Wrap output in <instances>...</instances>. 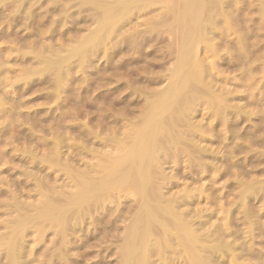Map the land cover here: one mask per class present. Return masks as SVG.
Listing matches in <instances>:
<instances>
[{"label":"bare ground","instance_id":"bare-ground-1","mask_svg":"<svg viewBox=\"0 0 264 264\" xmlns=\"http://www.w3.org/2000/svg\"><path fill=\"white\" fill-rule=\"evenodd\" d=\"M198 1L205 2L198 4ZM215 1L0 0V38L15 34L22 41L21 44L0 46V118L3 117V123L9 119L11 130L27 141L33 139L36 124L41 125L44 120L37 111L33 114L20 111L23 106L28 107L22 96L35 84L41 89L50 88L45 94L47 99L55 97L58 101L61 95L65 97L67 84L79 80V75L73 74H86L101 54L108 60V50L116 46L117 39L135 46L136 36L143 33L135 28V21L153 11L154 6L160 7L159 17L153 16L154 19L149 21L143 19V30L160 32L162 29H159L164 27V32L174 34L179 40L175 62L166 69L165 84L152 90L147 88L149 91L140 106V115L131 120L132 124L123 122V127H127L123 131L115 129L109 136L112 143L109 145L115 151L107 159L100 177H95L88 168L72 170L71 165L62 160L61 148L65 146L63 144L68 146L63 142L66 139L63 136L54 134L51 143L37 139L45 151L40 158L41 165L37 164L38 169L46 171L58 167L66 173L67 184L75 188L65 193L64 185L49 181L48 171L45 177H33V199H18L13 188H7L6 195L2 192L5 197L0 201V257L4 264H49L55 259L65 260L68 236L74 239L69 242L74 248L76 239L85 240H82L83 236L79 237L84 219L99 209L113 215L116 210L111 211L106 205L115 204L117 200L120 204L119 200L128 196L137 204V213L124 229L126 232L123 231L117 264H241L245 253L257 262L264 258L253 247L255 238L264 237V179L251 175L255 171L263 172L264 168H258L260 160L256 161L255 154L249 155L254 151L252 146L257 144L263 148L259 149L258 156H264V55L262 65L253 67L249 63L247 69H243L240 83H237L246 87L243 90L234 85L227 89V84L220 87L219 83L225 79L220 82L222 78L211 65L217 60H211L212 68L207 66L209 62L207 67H201L198 50L210 55L214 53L205 36L207 29L213 28L208 30L209 35L221 28L229 32L235 24L230 21L232 18L225 21L223 17L221 20L225 22L220 21L223 26L219 28L217 20L223 14L217 15L224 8H218L220 5ZM261 23L264 25V18ZM18 29L24 32L19 35ZM246 33L252 32L246 30ZM240 38L233 42L238 44ZM238 45L243 49V44ZM215 57L214 60L218 58ZM66 98L68 101V96ZM243 99L246 100L244 103ZM62 100L65 102V98ZM251 104L259 106V110L250 109ZM197 113L203 116L198 122L194 120ZM242 122L249 125L243 127ZM26 123L29 132L20 128ZM6 129H1L0 135H4ZM105 140L103 142L107 144ZM214 141L220 144L217 152L210 145ZM70 145L68 149L72 147ZM221 149L222 153L218 154ZM3 154L1 149L0 160ZM239 154L244 155L243 159H237ZM181 158L187 172L197 180L209 175L208 181L213 184L217 176L232 173V180L238 187L234 199L225 201L224 206L221 199L233 188L226 185L228 194L225 195L226 192H215L213 185L206 187L200 182L199 186L198 181V186H191V190L182 187L177 195L163 196L161 186L152 182L157 176L156 166L172 163L178 169ZM35 161L33 156L30 163L34 165ZM4 181V178L0 179V183ZM173 186L177 184L168 181L165 187ZM111 189H114L113 196ZM203 200L216 203L215 210L208 212V209L203 211L193 206ZM259 201L261 204L256 206L255 202ZM180 205L186 208L179 209ZM48 232L51 236L45 244Z\"/></svg>","mask_w":264,"mask_h":264},{"label":"rangeland","instance_id":"rangeland-1","mask_svg":"<svg viewBox=\"0 0 264 264\" xmlns=\"http://www.w3.org/2000/svg\"><path fill=\"white\" fill-rule=\"evenodd\" d=\"M216 1V4L220 5L217 6L218 8H224L220 13H218L219 15H217L220 16L223 14V16H220V19H218L219 17L217 18L218 25H220L219 28L223 26L221 23L224 20L223 17H225V21H227L226 18H232L233 20L231 19L230 21H233V23L235 22V24L231 26L232 31L229 32L224 31L222 28L219 30H221L223 33L221 31H211L210 35L211 33L215 32L214 35L216 36L215 37L213 35V37L211 35L212 38L209 35V31L213 28L209 29V27L207 29V31H209H206L205 36L207 38V41L212 45L214 53H216H212L210 55L199 49V64L201 65V67L202 65H205V67H207L212 63L211 60H217V64L213 62L214 64H216L215 66L213 65V63L211 64L214 68H212L211 66L210 67L212 69H215L214 72L219 74L220 79L222 78L220 82L225 79V81H222L223 83H219L220 87L223 86V84H227L226 88H232V86L234 85L235 87H237V89L239 88V90H243L246 87L242 84H237L239 82V78H241V73H243V71L247 69L249 63L253 67H256L257 65V67H259L260 65H262V59L264 55V25L261 23V21L264 18V0ZM200 2L203 4V2L205 1H198V4H201ZM154 8L158 9H154L151 12L145 13L141 17L137 18L138 21L134 19L137 23L135 24V28L138 27L137 30L144 33H142L143 35L141 34L140 36H136L137 39L135 40V42L137 43H135V46L128 45L126 42H124L125 40L123 39L120 43V39H117L119 40V42H116V46L114 45L113 48L108 50V53L112 57L109 56L107 60V56L103 57L101 54L98 58L96 57L97 60L95 58V60L93 61V63L96 61L95 65H93L94 67L92 65H90L92 69L88 67V69L85 71L86 74L80 75L79 72L73 74V76H77L78 74L79 80L75 79L76 84L74 83L75 81H72L71 83L69 82V84H67L65 88L68 89L69 93L67 92V89H65V92L63 93L65 97L61 95V98L58 99V101L55 97L47 99L45 97V94L46 92L50 91V88L46 87L44 89H41L39 85L38 88L36 84L30 91L24 94L25 96H22V100L27 101V108L29 109H27L25 105L21 108L22 110L20 109V111H29L32 112L31 114L37 111L38 116L44 119L43 122L40 123L41 125H43L42 128L40 127L41 125L36 124L34 132L32 133V141L24 140V138H21V135H19L20 137L18 136L16 131L11 130L12 126L9 119H5V122L3 123V117L0 118V131L3 128H7L5 134L0 135V150L2 149V153H4V156H1L3 157V159L0 160V179H5L3 183H0V201L4 199L6 195L5 191H7V188H13L12 192L15 194V196H17L18 199H33L35 195V192L32 190L34 186L33 177H45L44 174L48 171L50 173V175L47 176L49 181L56 182L55 185H64L65 193H68L75 188L74 186L67 184L66 181L68 180V178L66 176V173L61 171L58 167H54L52 168V170L46 171L38 169L37 167L38 165H41V163H39L40 158H42L43 152H45L42 151L43 147L36 142L38 141L37 139H40L42 143L46 141L51 143V136H53L54 134L63 136V139H69V143L66 142V139H64L63 141L64 143H67L68 146L72 142V145H70L72 147L70 149H68V146L66 144H63L65 146L61 148V158L64 161L66 160L65 162L71 165L72 170L75 168H88L95 177H100V175L103 173V168L106 166L107 159L111 155H113L115 151L113 147L109 145L112 144L110 143L111 141H109V136L112 135L115 129H117L118 131H123V129L127 127H123V122L129 123L131 122V120L136 119L135 117H138L140 115V110L142 111V108L140 106L145 101V94L150 90V88L152 90V88H158V86L160 87L162 84H165V75H168V71L166 69H169V66L172 67L173 63L175 62V54L177 51L176 47H178V44L176 43L179 42V40L176 39V36L168 31H165V33L163 31L165 30L164 27L159 29H162L160 32L152 31V33H150L148 30L147 32L143 30L144 21L152 20L153 16L154 18L159 17L158 14L160 12V7L154 6ZM82 14H85V12H83ZM212 16H216V14L212 13ZM238 30H242L240 31V33L242 32V35H240ZM246 30H251L252 33L247 34ZM17 32L19 33V35H21L24 31H22V29H18ZM219 36H221L220 38L222 40L219 38ZM238 37H241L239 43L243 44V49L240 48V46L238 45L239 43L236 44L235 42H233L237 40ZM21 42L22 41L19 36L15 34H12L9 37L0 38V46H5L9 43L21 44ZM228 42H230L231 44ZM119 43L120 45H118ZM227 44H229L230 46ZM236 46L239 47L237 48ZM216 47L217 49H215ZM113 51H115L116 53ZM214 55H216V57L220 59L217 58L214 60ZM253 56H255L257 60ZM208 62L209 65H207ZM240 65H242V68ZM83 76L85 77V80L83 79L84 81L82 80V82L81 78ZM154 79L159 80L157 81V83H155L152 82V80ZM79 84L81 86H79ZM215 87L217 86L214 85V88ZM147 88H149V90H146ZM144 90H146V92ZM65 93L69 95H66ZM67 96L69 99L68 101L66 100ZM54 98L56 100V103H54ZM62 98H65V102H63L64 99L62 100ZM241 101L242 103H244L246 100L243 99ZM58 103H60V105H58ZM252 105L253 107H251ZM248 106L249 105H247L246 107H250V109L253 108L256 110H259L260 108L259 106L254 104H251L249 107ZM200 109L202 110V106H199V110ZM203 112H205V110ZM198 114L199 113H197L194 117V120L197 122L203 117L202 115ZM132 123L133 122H131V124ZM247 125H249L248 122L241 123V126L243 127ZM20 128H23L26 132H29V125L27 123L22 124ZM89 130L91 131L89 132ZM263 136L264 134H262V138L264 139ZM107 138L108 140L106 141L105 139ZM104 140L107 144L103 142ZM210 145L214 152H217V147L220 146V144L216 141H214ZM252 148L254 149V151H251L249 155L253 156L255 154L254 158H257H255L256 161L258 159L260 160L258 168L263 169L264 156H258V151L263 148L257 144L253 145ZM223 149H221L218 154H221ZM242 154H239L237 156V159H243L244 155ZM33 156L36 159V163H34L35 166L30 163ZM209 157L207 156V158L210 160ZM5 160L6 163H4ZM184 166L185 162H182V158L181 161H179L178 169L175 166L173 167L172 163H159L158 166H156L157 176L152 178V182L161 186L163 196H169L172 193L174 195H177L179 190L181 191L182 187H188L187 189L191 190L193 187H197L201 182L200 184H204V186L207 185L206 187L212 188L214 186L212 189H214L217 193L221 191L226 192L225 195L228 194V186L233 188L227 197H222L221 200L223 201L224 206H226L225 201L234 199L232 197H235L238 187L236 182L232 180L234 177L232 173L222 177L221 175L217 176L216 181L212 184L210 183V181H208V178H210L209 175H205L206 177L203 176L202 179H200L201 181L197 180L195 179L197 177L187 172V168H185ZM175 168L178 171H176ZM251 175L257 178L264 179V171L260 173L259 171H255V173H252ZM168 181L177 184V186L166 188L165 186ZM197 181L198 184L196 183ZM18 182L19 184H17ZM15 186L17 187V189ZM113 190L114 189L110 190V194H112V196L114 193ZM132 199L133 198L130 196L121 198L119 200L120 204H118V200L117 202L115 200V202L119 206H117L116 203L112 205H106L108 207H111V211L113 209L116 210H113L115 212L113 215H110L111 212L109 211L107 212L105 210L103 211L99 209L97 213H91V215L94 214L93 216L90 215L91 217L89 216V218H87V216L82 223L80 229L81 231H79V237L83 236L81 238L82 240H84L85 238V240L81 242L79 239H76L75 241H77V243L75 244L74 248V246H71V241H74V239H72L69 235V241L67 244L68 252L66 251L65 255L67 258L65 257L66 259L63 261L55 259L49 264H117V260L119 258L117 252L121 247V242H123L122 239H124L122 235L123 231L129 224L130 219H132L137 213V204H135L134 200ZM263 199L264 197H262V200ZM261 201L255 202L256 206L260 205ZM200 203H195V205L193 206L196 208H202L203 211L208 209V212L215 210L216 203L214 204L212 203V201H208L207 204L206 201L203 200ZM185 208V205L179 206V209ZM106 213H108V215ZM215 214H217V212ZM213 218H215V215ZM85 235L87 236V238ZM50 236L51 233L48 232L46 235L47 240L45 241V244H48ZM257 239L263 242L259 244V240ZM257 239L255 238L256 241L254 240L253 247L255 249H253L260 252V256H262L261 254H263L264 257V237L262 236L261 239ZM85 241L88 242L86 243ZM81 243H85V245L82 246ZM56 245L57 244L50 246V250L52 248H55L53 246ZM256 247H258V249ZM260 247H262L263 249H260ZM37 248L40 249L41 247ZM39 249H36V251H40ZM245 254L242 257L244 261H241V264H260L262 260L263 262L261 264H264V258L262 259L260 257V261L258 260L257 262L256 259L254 260L252 258V255L250 257V255ZM0 264H4V259H2L1 257Z\"/></svg>","mask_w":264,"mask_h":264}]
</instances>
